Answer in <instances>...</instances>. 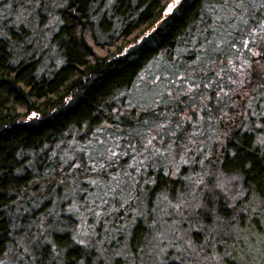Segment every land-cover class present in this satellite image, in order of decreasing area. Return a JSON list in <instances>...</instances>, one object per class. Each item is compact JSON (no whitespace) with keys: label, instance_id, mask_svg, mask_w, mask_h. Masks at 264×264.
Returning <instances> with one entry per match:
<instances>
[{"label":"trees","instance_id":"trees-1","mask_svg":"<svg viewBox=\"0 0 264 264\" xmlns=\"http://www.w3.org/2000/svg\"><path fill=\"white\" fill-rule=\"evenodd\" d=\"M161 213L217 243L264 215V0H0V264H117Z\"/></svg>","mask_w":264,"mask_h":264},{"label":"rangeland","instance_id":"rangeland-1","mask_svg":"<svg viewBox=\"0 0 264 264\" xmlns=\"http://www.w3.org/2000/svg\"><path fill=\"white\" fill-rule=\"evenodd\" d=\"M153 65L155 66L152 70L148 68L142 73L136 82L135 89L131 92V99L138 104L149 105L152 101L154 102L157 97L161 96L168 87V80H156L160 78L156 76L159 69L158 66H156L158 65L157 63ZM152 91L155 93H151ZM102 150L103 145L97 147V151L101 152ZM80 188L81 186H78V188L76 186L75 190H73V185H71L68 188L69 190H66V192H68L67 196L70 197L69 195H73L72 190L76 191L77 197L75 199L72 198L73 201H76L79 197L78 189L80 190ZM156 204L155 208L162 211V202L159 201V203ZM133 212H135V210ZM262 213L261 215H257L259 218L258 224L255 222H247L246 225L240 227V225L236 223L231 225L224 233L222 231L220 234L221 236H218L222 239L221 243H217V241L213 242L212 240L215 239H209L207 234H204L205 237L200 242L192 240L191 237L189 238L188 236L192 231L200 229V221L194 220L195 218L191 217V219H185L184 223L181 222L182 225L178 226L173 220H170L169 217L166 218L162 216L163 213H161L159 219L162 223L158 227L155 237L153 236L149 245H145L146 247L140 251V253L138 252V256L130 251L129 253L127 251H121V248L125 247V243L129 238L130 229L135 221L133 218H128L118 229L122 234V243L120 242L116 251L110 254L112 255V261L114 260L112 263L167 264L174 260L180 264H264V215H262ZM109 215L110 212L109 214L105 213V218ZM109 217V219L106 218L107 220L103 217L100 219L102 223L101 230H99L97 224L99 221L95 220V231H89L87 227L84 230L81 224L79 228H73V236H78L81 240H85L86 234L90 235L91 240L94 236H96L97 239L100 237L101 240H97V242L101 241L98 244H102V240H106L105 237L108 234L107 232L115 231L113 226L115 220H112L113 216ZM172 234H174L173 238L175 239L174 241H169L167 237H170ZM218 237H216V239ZM173 242H175V245ZM224 242H226L228 246L229 244L231 245L229 249H227V244H223ZM143 245L144 244H142V246ZM7 259L9 262L6 264H17L14 263V257H9Z\"/></svg>","mask_w":264,"mask_h":264}]
</instances>
